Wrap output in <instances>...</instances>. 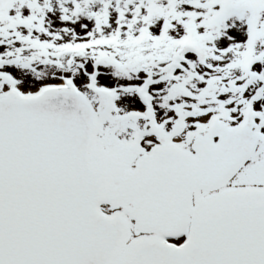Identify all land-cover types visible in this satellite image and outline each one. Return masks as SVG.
I'll return each instance as SVG.
<instances>
[{
  "label": "snow or ice",
  "instance_id": "6c2138e0",
  "mask_svg": "<svg viewBox=\"0 0 264 264\" xmlns=\"http://www.w3.org/2000/svg\"><path fill=\"white\" fill-rule=\"evenodd\" d=\"M0 264H264V0H0Z\"/></svg>",
  "mask_w": 264,
  "mask_h": 264
}]
</instances>
